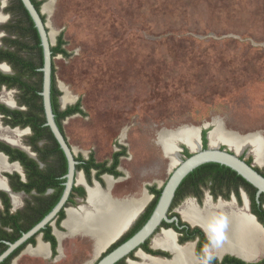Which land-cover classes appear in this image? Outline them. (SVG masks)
I'll use <instances>...</instances> for the list:
<instances>
[{"label": "rangeland", "instance_id": "374dc122", "mask_svg": "<svg viewBox=\"0 0 264 264\" xmlns=\"http://www.w3.org/2000/svg\"><path fill=\"white\" fill-rule=\"evenodd\" d=\"M40 1L53 45L63 33L70 54L54 58L60 99L68 97L67 104L60 101L61 108L80 100L85 112L63 122L69 144L77 156L93 154L97 162L110 161L121 146L126 148L119 167L123 175L118 180L110 176L113 197L140 199L147 193L149 203L153 196L147 188H162L184 160L181 129L258 135L264 149V0ZM17 96L16 90L0 89V104ZM0 124V141L8 138L14 148L22 147L29 132H11ZM165 143L182 148L176 165ZM252 149L239 154L263 168L264 157L258 163ZM5 173L15 171L0 168ZM106 177L88 188L97 184L107 192ZM25 198L21 195L14 209ZM77 202L69 207L90 206ZM61 228L67 234L57 258L50 249L46 256L28 249L12 264H94L112 242L98 251L91 237ZM262 256L264 250L257 259Z\"/></svg>", "mask_w": 264, "mask_h": 264}, {"label": "flooded vegetation", "instance_id": "af4514ba", "mask_svg": "<svg viewBox=\"0 0 264 264\" xmlns=\"http://www.w3.org/2000/svg\"><path fill=\"white\" fill-rule=\"evenodd\" d=\"M41 8H42V6H41ZM45 22H46V20H45ZM33 37H34V33L32 32V29H30L28 16L26 15L25 11L21 7L18 0H0V69H1L0 70V89L5 90V91L6 90H10V91L16 90L17 91V89L15 87L9 88L7 85V84H12L13 81L4 79L3 76L4 75H6V76L15 75L17 72L21 71L20 69H22V68L19 67L16 69L15 63L12 60L10 61L6 54L7 53H10V54L13 53L14 54V52H16V50L20 51L21 50V44L20 43H22L24 45V48H25L27 43H30V44L32 43ZM31 45H33V43ZM24 48L21 50L20 54L23 56L24 59H27V57H29L31 54L29 53L30 51H26V49H24ZM23 80H24V78H23ZM14 100H15L17 106L19 107V109H10L9 108L10 110H20L21 111V110L27 109V106L22 104L20 96H17L16 99H14ZM59 102H60V99H59ZM5 104H7V103H5ZM5 104L4 105L0 104V106L6 107ZM60 106H61V103H60ZM11 107H13V106H11ZM61 110H64V109L61 108ZM0 119H3L2 121H0V123H2V124L5 123L6 124L5 128L11 132H15L16 131L15 129L18 128L19 132H23L24 134H27L29 132V136L32 134V127H25V128H21V126L12 127V123L15 122V117H13L12 115L7 116L5 113H3L2 107H0ZM27 137L25 139L26 145H28V142H30V140L27 139ZM3 139L4 140L6 139V141L11 143L10 142L11 140H9V139H7V138H3ZM0 144L4 145L6 143L0 141ZM43 144H44V142L40 141L39 146H43ZM6 145H8V144H6ZM202 145H203V143H202ZM8 146L11 147L12 149L21 150L20 148H14L10 145H8ZM28 146L31 148V151L34 152L32 147L30 145H28ZM190 149L192 150V148H190ZM1 152L4 153L8 157L7 159H5L6 160L5 163L7 164V166L10 167L11 169H14L15 173H17L21 176L22 182H27V179H26L27 176H26L25 169L23 167L24 165H22V162L19 160L11 161L10 156H8L3 151H1ZM34 153H36V152H34ZM241 156L248 163L250 158L247 157L246 155H241ZM36 161L38 162L40 169L46 168L47 163L41 162L39 160L38 156H37ZM49 162L51 164L54 163L52 160H50ZM252 164L255 165V161L252 160V163L250 165H252ZM254 167L260 174L264 175V167L260 168L256 165ZM10 168H5V169H6V171H10ZM79 171H82L84 173L83 170H79ZM93 172H95V171H93ZM15 173H5L4 175L3 174L1 175V177H2V179H0V182H1L0 188L1 189L6 187V184H7L13 190V188L10 185L9 178L6 176V174L12 175ZM79 175H81V174H79ZM104 175H109V174H104ZM104 175H102V179L104 178ZM65 176L66 175L62 176L61 179H65V182H66ZM107 178L112 180L111 177H106V179ZM3 179H6V184H5V180H3ZM115 179H117V178H115ZM83 180L87 181L86 184L90 185V186L93 184V180L98 181L95 177H94V179L89 180L86 177L85 173H84ZM65 182L63 184H65ZM78 182H79V177H78ZM191 182L192 183H190L189 186L185 187V192H188L187 195H185L181 201H178L179 203H177V205L173 209L170 208V211L168 213V217L170 219L177 218V220H174L173 223H170V224L163 222L160 225V227L156 230V232L145 243H143L138 248H136L135 250L130 252L127 256L121 258L118 262H116V264H146L149 260L160 262L161 264H170L172 262H175V264H187V256L185 253V248H189V257L191 258V261L193 262V264H244V263H246V264L247 263L248 264H258L264 260V258H263L257 262H255V260L252 261L251 259L245 258L240 253L234 252V251L228 249L227 247L222 248V249H217L215 247L214 240L210 237V235L207 231L206 226L202 225L200 222L194 223V222H191L189 220H187V221H189L190 223L187 222L186 219H184L182 212L178 210V208L180 206L189 202L190 205L192 206L194 212L198 213L199 215L207 214L208 212H210L212 215H214V217H217V219L222 218L225 214L227 216L232 217V218L235 215L236 216L238 215L241 217V219H243L245 216V218L252 220V222L254 224H255V221H257L260 225H262L264 227V197H262L264 194L261 195V197L258 199L257 198V189L255 187L252 188V187L248 186L247 184L243 183L242 181L235 179V177H228V176L214 177L213 175H211V176L202 177V178H197V177L192 178ZM106 183H107V180H106ZM86 186L79 182L78 185L74 186V188L82 187L86 192V189H85ZM107 187H108V189H107V192H105V193H103L101 191V189L98 187L97 184H95L93 188H99L100 191L105 196L109 195V197L115 198L111 194V189H110L108 183H107ZM74 188H73L72 193H71L70 198H69L70 202L68 200L66 207L74 206L75 204H76V206H78L79 205L78 204L79 202H77L78 200L84 201L86 203L87 198L89 199V194L87 196V193H86V197L84 198V197H82V195L78 191H75ZM0 191L7 194L5 191H2V190H0ZM14 192L17 194L12 195L11 197H9V195L7 194L9 199H10L11 206H12L11 211L13 213H17L20 216L26 217L27 214H30V207L28 206L27 201L32 200V196L37 195V191L34 189L33 191H31L30 194L26 193V191H24V190L19 191V192H16V191H14ZM147 192H148V190H147ZM185 192L183 191V193H185ZM53 193H54V189H49L45 193V195H50ZM148 194L151 195L149 192H148ZM21 195L26 196V198H25L23 206L16 210V209H14L15 206L13 204L14 203V196H19V198H20ZM146 196L148 197V195H146ZM151 196H153V198H152V200H153L154 195H151ZM128 198H132V197H127L125 199H128ZM115 199H117V198H115ZM152 200L146 204V207L143 211H142V209H143V207H142L141 211L137 215V216H139L138 219L135 221L134 224H132L127 229L128 231L126 230L124 232L125 234L123 233V235L118 240L113 241L114 239L118 238V236H120V234L128 226L125 227L123 230H121L117 234V236L113 240H111L112 242L111 243L109 242L110 243V244L108 243L109 245L107 244L108 246L106 245L107 247L102 252H100V255L98 256V258L96 259L94 264H98L106 255H108L109 253L114 251L117 247H119L120 245H122L125 242L124 241L121 243L122 239L126 235L129 234V232L133 229V227L136 225V223L140 220L142 215L145 214L146 209L150 205ZM74 202H75V204H74ZM0 207H1L0 210H2L3 205H2L1 200H0ZM70 210H71V208H70ZM73 210H75V209H73ZM68 211H67V213L65 212L67 215V217H66L67 219H68ZM75 211H77L79 214L82 215L81 209L75 210ZM202 212H204V213H202ZM58 215L54 221V224L56 225V227L58 229L53 228L54 225H51V224L47 225V227L50 226L52 228L51 233L55 237L56 242H57V246H56L55 250L52 248L51 243L49 241L45 240V237H47V234L43 230H46V228H47L46 227L29 239V240H31L32 238H34V240H35L34 243H28L29 240L24 243L26 245H25L24 249L19 253V255H17V257L20 256L23 252H25L28 249L34 250L35 253L39 256L48 255V251H49L48 249H50L49 253L51 252V256L53 258H57L59 256V254H60L59 248H60V250L63 249L62 248V243H63V237L62 236H63V234H67V232L63 233L61 226H60V228L57 226ZM67 219L65 220V222L67 221ZM63 221H62L61 225H63V227L65 229H67L65 227V225L63 224ZM170 229H172V230H170ZM68 232H69V230H68ZM167 232H169L172 236V244L170 245V247L165 246V245L159 246V245L155 244V241L161 240L162 238H164V235ZM69 234L73 235L70 232H69ZM89 237L92 238V236H90V235H89ZM156 238H159V239H156ZM23 245H21V246H23ZM63 245H64V243H63ZM40 246H43L46 250L44 255H41V254L36 252ZM17 257H15L12 260V262ZM12 262H11V264H12Z\"/></svg>", "mask_w": 264, "mask_h": 264}, {"label": "trees", "instance_id": "16d2710c", "mask_svg": "<svg viewBox=\"0 0 264 264\" xmlns=\"http://www.w3.org/2000/svg\"><path fill=\"white\" fill-rule=\"evenodd\" d=\"M18 2L28 16L30 29H32V32L34 33V37L32 40L33 45H31L32 43H27L24 48V45L20 43L21 50L24 48L26 49V51H30L29 53L31 55L27 57V59H24L20 54L21 50H16L14 54H6L8 56V59L10 61L12 60L15 63L16 69L19 67L22 69H20L21 71L17 72L15 75H4L3 78L13 81L12 84L7 85L9 88L15 87L17 89L22 104L26 105L27 109L20 111L10 110L5 106L0 107H2L3 113H5L7 116L12 115L13 117H15V122L12 123V127H32V134L27 137V139L30 140V142H28V145H30L33 151L36 152L39 160L43 163H47V165L46 168L40 169L38 162L35 159L30 158L25 152L18 149H12L6 144H0V150L10 156L11 161H21L26 172L27 182H22L21 176L17 173L12 175L6 174V176L9 178V182L13 190L16 192L24 190L29 194L34 189L37 191V195H33L32 200L27 201V204L30 207V214H27L26 217L20 216L17 213H13L11 211L12 206L8 195L0 191V200L3 205V209L0 210V254L7 249V242H15L16 240H18L23 233L28 232L30 229H32L47 214L52 211V209L59 202L64 191L63 183L65 182V179H61V177L66 175L68 171V164L65 154L61 149L59 143L55 139L54 135L52 134L50 128L45 125L46 119L42 96L40 95L42 91L43 76L40 69L43 66V52L39 34L28 11L23 6V3L21 2V0H18ZM32 2L38 10L41 9V6L43 4L42 1L32 0ZM42 18L45 22L46 18L44 15L42 16ZM65 45L66 41L64 40V34L61 33L58 36L57 45L52 47L53 76L51 90L52 106L56 117V122L64 135L65 132L63 129V122L65 120L75 115H85L80 100H78L75 104L68 106L66 109L61 110L59 99L62 92L58 89L56 84L54 58L59 55L63 56L64 58L70 57V54L64 48ZM207 133V130L202 131V143L204 149H206L208 146ZM40 141L44 142L43 146H39ZM183 154L186 157H189L191 155L190 151L186 147H184ZM125 155L126 148H122V146L119 151L113 154L110 161L97 162L93 154H90L88 158H84L82 155H79L76 157V160L79 162V164L77 165V170H83L89 180L93 179L92 172L95 171L94 177L98 180V182H100V184H102V175L104 174H109L115 178H119L123 175L119 170V167L120 159ZM50 160H52L54 163L51 164L49 162ZM248 163L251 164L252 160L250 159ZM211 175H213L214 177H235V179L240 180L253 188L251 184L246 182L232 169L215 163L205 164L195 169L183 180L176 192V196L171 209H173L177 205V203H179L178 201H181L184 196L187 195L188 192H185V187L189 186V184L192 183V178H202ZM163 187L158 188L157 186H149L147 188L148 192L151 195H154V199L147 207L145 214L142 215L140 220L136 223L129 234L122 239L121 243L134 235L147 222L158 203ZM49 189H54V193L45 195V193ZM74 190L78 191L82 195V197H86V192L82 187L74 188ZM183 191L185 193H183ZM262 197H264V195ZM65 218V210H62L59 213L57 219V226L59 228ZM43 231L47 234L45 240L49 241L52 245V248L55 250L57 242L55 237L51 233L52 228L48 226L46 230ZM34 242V238L28 241V243ZM25 245L26 244L18 248L1 264H11L12 260L17 257V255H19V253L24 249ZM258 264H264V260Z\"/></svg>", "mask_w": 264, "mask_h": 264}, {"label": "water", "instance_id": "95a60500", "mask_svg": "<svg viewBox=\"0 0 264 264\" xmlns=\"http://www.w3.org/2000/svg\"><path fill=\"white\" fill-rule=\"evenodd\" d=\"M21 2L28 11L32 21L34 22L35 28L38 31L42 52H43V66L40 69L43 75L42 91L40 95L42 96V101H43V108L46 119L45 125L50 128L52 134L59 143L61 149L63 150L65 157L67 159L68 171L65 176L66 178V182L64 184L65 188L59 202L52 209V211L31 230L24 233L15 242L6 243L8 247L3 253L0 254V264L4 262L11 254H13L21 245H23L31 237L36 235L42 229L46 228L48 224L54 225V221L57 215L62 210H65V212L67 213V210L70 209V207H66V206L74 186L78 185V175L81 174L82 177L84 178V173L82 171L77 170V165L79 164V162L76 160L77 155L75 154L72 146L69 144L67 137L60 130L56 122V117L53 111L51 90H52V76H53L52 47L54 45L50 37V32L48 31L47 23L44 22L42 18V15H44L43 9L41 8V10H38L31 0H21ZM13 102H14L13 107H10L7 104H5L6 107L10 109H19L15 100H13ZM204 128L207 129V126H204ZM15 130L19 131L18 128H16ZM20 133L23 134V132ZM208 137H209V133H207V140L209 141ZM6 143L12 146L10 143L8 142ZM199 144H200V148L197 151L191 150L186 144H184L186 148L190 151L191 155L189 157L184 156V160L180 161L179 164L172 171L169 179L167 180V182L163 187L158 203L152 215L148 219V221L138 232H136L131 238L125 241L122 245L117 247L114 251L106 255L98 264H116V262H118L121 258L127 256L130 252H132L140 245L145 243L156 232V230L160 227V225L163 222L170 224L173 223L174 220H177V218L170 219L168 217V213L172 206L176 192L179 186L181 185V183L183 182V180L191 172H193L195 169L199 168L202 165L215 163V164H220L222 166H226L232 169L233 171H235L246 182H248L257 189L258 199L261 197V195L264 194V176L255 169L254 164L252 165L248 164L245 161V159L242 158L241 154H239L237 151H233L231 148H227V147L221 148L220 146L213 148L209 142L208 147L204 149L202 145V130L200 131L199 134ZM177 146L181 151L182 148L179 146V144ZM22 147L19 148L25 153H27L32 159L37 160L36 153L32 152L31 148L28 145L23 143ZM0 155L4 156L6 159L8 158L1 151H0ZM1 175L2 174H0V179H2ZM106 176L110 177V175H104V177ZM118 179L119 178H117V180ZM3 180H5V184H6V179ZM85 182L87 183V181ZM87 186L91 187L90 185ZM85 189L88 196L87 188L85 187ZM0 190L5 191L9 195V197H11L14 194H17L7 184L6 187H4L3 189L0 188ZM138 217L136 218V220L138 219ZM65 220L63 221V224ZM135 221L132 224H134ZM255 225H257L261 230L264 231V227L260 225L257 221H255ZM122 235L123 233L117 238V240ZM263 258L264 257L262 256L261 258L256 259L255 262Z\"/></svg>", "mask_w": 264, "mask_h": 264}, {"label": "bare ground", "instance_id": "6f19581e", "mask_svg": "<svg viewBox=\"0 0 264 264\" xmlns=\"http://www.w3.org/2000/svg\"><path fill=\"white\" fill-rule=\"evenodd\" d=\"M63 105L68 103V97L61 99ZM8 106H14L11 101H4ZM178 137L187 144L193 151L200 148L199 144V130L195 128L181 129L178 132ZM8 139V138H7ZM210 145L218 147L220 143H228L232 149L240 153L246 147H252V152L256 156V161L262 163L264 157V149L259 146L258 135L240 136L233 132L228 133H211L208 137ZM166 140V138H165ZM13 145L12 141H10ZM9 143V142H8ZM10 143V144H11ZM164 150L167 157L171 158L172 164L178 163V148L173 144H164ZM23 148V147H22ZM32 156V155H31ZM4 156L0 155V167L10 168L6 165ZM6 159V158H5ZM79 182L85 184L81 175H78ZM107 183L112 188L113 181L106 179ZM78 182V183H79ZM1 184V182H0ZM87 187V186H86ZM89 199L88 208L81 209L82 215L73 209H68V219L64 223L65 227L71 234L92 236L95 240L98 251H102L106 245L113 240L117 234L125 227L129 226L131 222L137 217L142 207L147 203L148 197L146 194L140 198L115 199L105 196L99 188H88ZM15 195V194H14ZM19 196H14V202ZM184 219L191 222H200L206 226L210 237L214 240L215 247L228 249L240 253L243 257L251 260L257 259L264 250V231L255 225L252 220L247 218L241 219L240 216L233 218L226 214L222 218L214 217L210 212L199 215L194 212L192 206L189 204L182 211ZM155 244L162 246H169L172 244V236L169 232L165 233L164 238L156 240ZM263 249V250H262ZM45 248L40 246L37 253L44 255ZM187 256V264H193L189 257V248H185ZM180 257V256H179ZM146 264H161L156 261H148ZM170 264H175L172 262Z\"/></svg>", "mask_w": 264, "mask_h": 264}]
</instances>
